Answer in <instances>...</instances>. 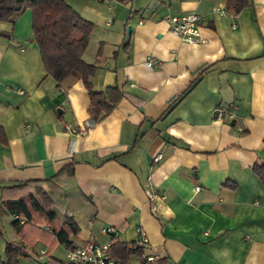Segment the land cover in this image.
<instances>
[{"label": "crops", "instance_id": "1", "mask_svg": "<svg viewBox=\"0 0 264 264\" xmlns=\"http://www.w3.org/2000/svg\"><path fill=\"white\" fill-rule=\"evenodd\" d=\"M68 1L94 22L83 52L97 64L93 87L125 95L94 120L79 74H47L31 7L0 20L12 32L0 35V264L19 239L4 201L35 183L3 187L33 179L77 220L71 242L104 241L106 225L139 243L141 228L144 254L161 264H264V184L253 169L264 164V0L239 13L224 0ZM190 10L202 17L196 44L164 17ZM66 248L37 240L26 256L43 263L50 249L66 259ZM137 256L127 264H141Z\"/></svg>", "mask_w": 264, "mask_h": 264}, {"label": "trees", "instance_id": "2", "mask_svg": "<svg viewBox=\"0 0 264 264\" xmlns=\"http://www.w3.org/2000/svg\"><path fill=\"white\" fill-rule=\"evenodd\" d=\"M117 1L129 3L131 0ZM224 1L225 9L234 13H239L250 4V0ZM26 6L31 7L34 39L39 45L47 74L58 81L64 80L72 72L79 74L91 96L89 109L94 120L112 111V107L125 95L124 92L115 85L108 86L105 90L95 89L91 77L97 70V64L89 63L83 58V52L90 42V34L95 28L94 22L80 14L68 0H0V20L13 21ZM0 35L10 39L12 32L0 31ZM97 54L101 55V46ZM1 131L2 128L0 139L4 140ZM73 166L71 163L63 167L56 177L65 171L73 172ZM253 169L264 184V164L256 162ZM35 181L37 180L33 179L3 187L13 189L35 183L33 191L19 198H7L4 201V206L13 215L17 214L24 218L23 221H20V218L13 219L19 239L7 241L5 264L17 263L20 256L28 254V246H34L37 240L50 244L51 248L58 241L67 245L71 242L70 236L79 229L77 220L61 205L62 202L54 199L50 188H45ZM145 245L134 242L130 245L117 240L111 251L115 257L122 258L123 264H127L131 253L140 257L144 255ZM47 255V259L41 264H74L64 258L53 256L50 249ZM162 262V258H159L153 264Z\"/></svg>", "mask_w": 264, "mask_h": 264}, {"label": "built area", "instance_id": "3", "mask_svg": "<svg viewBox=\"0 0 264 264\" xmlns=\"http://www.w3.org/2000/svg\"><path fill=\"white\" fill-rule=\"evenodd\" d=\"M219 9V6L217 7ZM165 19L171 25L170 29L173 33L179 34L181 38L184 39V41H187L189 43H199L203 40V37H201L200 33V20L201 15L195 11L190 10V12L186 13H166L164 15ZM156 62L155 58L153 56H149L147 58L148 65L151 66ZM228 111V108L225 107V105H221L219 108H217V114L219 117H221L224 112L226 113ZM232 116V115H230ZM71 128V125L69 126ZM241 128V127H240ZM75 130V128H71ZM85 130H82L84 132ZM161 155L156 154L155 159H159ZM196 189H200V185L197 184ZM158 196L156 191H149L148 197L151 202H153L156 197ZM153 210H156L155 203L153 202L152 205ZM15 218H20L17 214H14ZM24 218H20V221H23ZM140 230V239L139 243L145 245V242L147 241V235L146 231ZM103 232H106L109 234V238L105 239L104 241L97 240L93 235H90V237L83 243L79 242H70L66 245V259L74 264H123L122 258H117L112 254L111 248L113 247V244L117 242L118 235H116V231L112 226H103L102 229ZM131 245V243H128ZM137 261L141 264L149 263L153 264L157 257L153 255L144 254L142 257L137 256Z\"/></svg>", "mask_w": 264, "mask_h": 264}, {"label": "rangeland", "instance_id": "4", "mask_svg": "<svg viewBox=\"0 0 264 264\" xmlns=\"http://www.w3.org/2000/svg\"><path fill=\"white\" fill-rule=\"evenodd\" d=\"M61 252H62V250L57 251L58 254H62ZM31 253H34L33 254L34 257L22 255L21 258L18 261H16L17 263H15V264H40V263H42V260L39 259V256H40L39 252L36 254H35V252H31Z\"/></svg>", "mask_w": 264, "mask_h": 264}, {"label": "water", "instance_id": "5", "mask_svg": "<svg viewBox=\"0 0 264 264\" xmlns=\"http://www.w3.org/2000/svg\"><path fill=\"white\" fill-rule=\"evenodd\" d=\"M16 7L18 8L19 6L16 5ZM128 26H129V27H128V28H129V29H128V33H130V31H131V29H132V26H131V25H128Z\"/></svg>", "mask_w": 264, "mask_h": 264}]
</instances>
